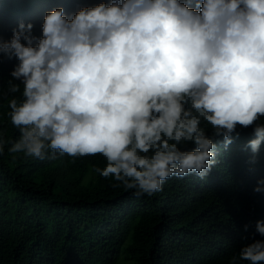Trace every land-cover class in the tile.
<instances>
[{
  "label": "clouds",
  "instance_id": "obj_1",
  "mask_svg": "<svg viewBox=\"0 0 264 264\" xmlns=\"http://www.w3.org/2000/svg\"><path fill=\"white\" fill-rule=\"evenodd\" d=\"M33 27L0 39L17 61L0 91L20 132L8 152L99 155L95 173L151 197L172 177L205 180L215 141L228 148L238 126L253 128V154L264 144V0H107L46 12L39 36ZM256 230L264 237V221ZM228 264H264V239Z\"/></svg>",
  "mask_w": 264,
  "mask_h": 264
},
{
  "label": "trees",
  "instance_id": "obj_2",
  "mask_svg": "<svg viewBox=\"0 0 264 264\" xmlns=\"http://www.w3.org/2000/svg\"><path fill=\"white\" fill-rule=\"evenodd\" d=\"M107 0H0V39L19 22L41 34L46 12L72 14ZM17 61L0 56V91ZM20 94L17 93L16 96ZM0 96V264H228L241 247L261 240L264 221V144L247 147L253 128L224 148L205 180L172 177L163 191L135 196L94 172L102 156L50 155L43 161L8 152L19 130Z\"/></svg>",
  "mask_w": 264,
  "mask_h": 264
}]
</instances>
